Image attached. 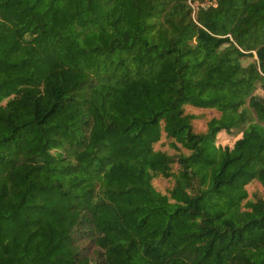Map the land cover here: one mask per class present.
<instances>
[{"label":"trees","instance_id":"1","mask_svg":"<svg viewBox=\"0 0 264 264\" xmlns=\"http://www.w3.org/2000/svg\"><path fill=\"white\" fill-rule=\"evenodd\" d=\"M0 264H264V0H0Z\"/></svg>","mask_w":264,"mask_h":264},{"label":"rangeland","instance_id":"2","mask_svg":"<svg viewBox=\"0 0 264 264\" xmlns=\"http://www.w3.org/2000/svg\"><path fill=\"white\" fill-rule=\"evenodd\" d=\"M249 60H251V58L245 57V58L242 59V62L243 63H247Z\"/></svg>","mask_w":264,"mask_h":264}]
</instances>
